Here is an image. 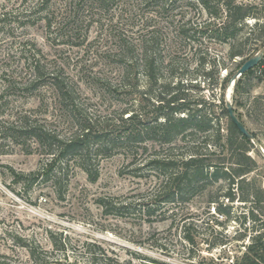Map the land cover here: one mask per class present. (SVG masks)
Instances as JSON below:
<instances>
[{
	"label": "rangeland",
	"instance_id": "obj_1",
	"mask_svg": "<svg viewBox=\"0 0 264 264\" xmlns=\"http://www.w3.org/2000/svg\"><path fill=\"white\" fill-rule=\"evenodd\" d=\"M39 2L0 0V19H4L0 21V111H4L0 114V132L2 122L16 113H27L63 134L69 135L73 130L65 112L53 103L49 88L43 91L44 105L23 90L22 82L33 75L28 63L34 57L42 58L45 72L62 73L75 82L79 100L93 120L107 117L118 121L124 108L141 105L139 93H125L121 87L114 92L115 86L123 84L126 60L121 57V50L129 44L135 54L140 53L141 35L152 30L158 65L155 105L160 104L159 97L170 96L162 92L170 91L181 81L189 99L196 103L202 99L214 102L213 117H220L219 77L228 75L240 59L229 60V45L210 38L202 28L209 16L200 5L178 0L169 2L164 10L162 2H156L155 12L150 13H155V27L144 29L140 15L153 9H145L142 0H114L105 8L84 11L74 18L70 0H52L46 11L41 9L31 16V9L38 10ZM47 11L53 22L51 30L44 19ZM256 21L250 20L251 26ZM181 28L186 30L185 35ZM253 37L246 49L257 46ZM262 50L264 46L255 54ZM137 58L133 75L139 78L140 88L146 90L143 58ZM214 61H225L228 68L217 67L208 81L206 72ZM8 78L17 81L16 93L6 92ZM261 78L264 80L263 65L253 74L256 85L251 94L238 95L242 105L233 100V95L231 101L247 126L258 134L260 143L256 141V147L261 145L264 150V109L260 114L253 107L254 98L264 95V83L258 81ZM162 84L170 85L164 88ZM229 87L230 83L226 100ZM261 102L264 104V99ZM246 108L254 112L252 118L246 116ZM178 140L176 144L182 145ZM166 148L161 147L156 136L155 143L149 142L148 150L140 149L136 155L122 147L101 152L98 179L92 181L72 163L56 188L46 176L33 183L16 176L36 171L48 162V156L34 140L25 146L0 136V264H33L29 250L52 264H67L66 257L78 264H233L263 223L245 220L242 214L252 205L238 198L228 201L224 196L228 191L225 181L209 188L216 192L218 200L211 207L229 205V220L209 209L211 202L206 192L162 205L151 216L138 204L144 200L154 202L153 207L162 198L163 194L157 191L162 188L164 174L140 166L149 157L165 154ZM175 152L181 154L183 150L177 148ZM261 154L264 156L262 151ZM251 155L259 166L248 177L264 186V160L255 151ZM102 199L113 201L112 214L105 212ZM185 217L189 218L187 227L200 235L195 244L184 238ZM244 234L249 235L242 239Z\"/></svg>",
	"mask_w": 264,
	"mask_h": 264
},
{
	"label": "trees",
	"instance_id": "obj_2",
	"mask_svg": "<svg viewBox=\"0 0 264 264\" xmlns=\"http://www.w3.org/2000/svg\"><path fill=\"white\" fill-rule=\"evenodd\" d=\"M52 0H40L35 10L31 9L30 15L33 16L49 8ZM73 1V18L79 17L81 12H89L97 7L105 8L111 5L114 0H70ZM162 2L163 9L166 5L175 3L178 0H142L145 9L152 8L151 12H143L141 23L144 29L155 27V3ZM181 1V0H180ZM192 5H200L209 16L202 27L209 37L223 44L229 45L228 59L235 61V68L228 75L219 77L221 98V115L213 117L214 102L200 100L196 103L189 99L188 94L184 93L182 82H177L170 91L162 92L170 96L159 97L160 104L155 105V85L158 83L156 76L157 58L155 57V30L152 33L142 34L140 37V53L135 54V48L129 44L121 50V57L126 60L123 68L122 83L128 82L123 86H115V91L119 87L125 89L126 93H139L141 105L132 104L124 108L118 117V121L101 117L93 120V117L84 108V104L79 100L77 85L73 80L65 77L62 73L45 72V65L42 58L34 57L28 63L32 76L23 81L22 88L30 95L38 97L40 105L46 104L43 91L49 88L54 95L53 103L65 112V118L72 127L70 134H63L52 128L47 122H40L27 113L13 114L9 119L2 122V132L0 136L11 139L16 143L28 145L34 140L44 150L48 156L44 165L38 170L29 174H16L18 179H27L30 183L35 182L42 176L51 179L57 188L60 178L64 175V170L71 164L76 163L84 170L92 181L99 177V156L101 152H111L119 147L127 152L138 154L140 149L148 150L149 142L155 143V137L160 138L161 147H167L165 154L149 157L141 169H150L163 173L161 190L157 191L162 195L161 199L153 203L140 201L138 204L144 212L151 216L155 210L163 208L162 205L174 203L180 200H188L199 193H207L210 197L209 209H214V213L225 216L229 220L232 215L230 206L225 203L212 206L216 203V192L209 187L220 181H225L228 191L225 197L228 201L234 202L237 198L252 205L242 215L245 220L250 218L254 222L261 221L262 227L257 230L255 235H251L250 240L245 244V250L237 257L233 264H264V186L257 183L256 179H249V175L258 169L257 160L251 155L255 151L263 160L264 156L256 147V144L247 138L237 125L232 121L228 108L225 92L227 84L239 68L253 55L259 47L264 46V0H183ZM41 7L43 8H39ZM160 5V4H159ZM158 5V6H159ZM48 12V11H47ZM45 14L46 27L52 29L53 22ZM5 19L6 14L3 16ZM41 19V18H39ZM256 19L251 26L250 20ZM4 19H0L2 21ZM184 29V28H183ZM180 29L184 35L186 30ZM255 48L245 47L254 38ZM40 54V51L37 50ZM141 56L143 61L144 74L147 79L146 90L140 88L139 78L133 75L135 67L138 66V58ZM137 60V61H136ZM212 62V61H210ZM202 62V65H205ZM264 66V59L253 69L245 73L238 81L233 94V100L242 105L237 100L242 92L251 94L254 86L253 74L257 68ZM227 69L225 61L222 64L214 61L206 72V79L211 81L216 68ZM129 81H133L132 83ZM259 82L264 80L259 79ZM17 81L12 78L6 80V92H17ZM170 85V84H169ZM169 85L162 84L164 88ZM109 87V86H108ZM127 89H126V88ZM113 86L109 89L112 90ZM2 95V100L5 94ZM264 95L254 98V108L256 113L262 114L264 104L261 100ZM6 102H4L5 104ZM137 106V108H136ZM234 106V102H233ZM246 107V106H245ZM238 118L245 124L256 141L260 143L259 136L250 129L244 121L242 114L236 108ZM4 111H0L2 114ZM155 112L157 115L155 116ZM253 111L246 108V116L252 118ZM129 114V115H128ZM179 114H184L180 116ZM125 115H128L125 117ZM216 119V120H214ZM223 119V122L221 121ZM181 138L180 140H178ZM183 144L178 145L176 141ZM183 150L181 154H175V150ZM44 178V177H43ZM30 179V180H29ZM26 181V180H25ZM205 193V194H206ZM157 197V196H156ZM155 199V194L153 195ZM159 198V197H158ZM100 204L108 214H112L115 209L113 201L100 200ZM132 204V203H131ZM156 207V208H155ZM210 211V210H209ZM211 212V211H210ZM215 214H211L215 216ZM193 214L190 215V217ZM189 218L185 217L184 238L190 244L197 243L200 236L191 227H187ZM221 223V222H217ZM249 235V234H248ZM244 234L242 239H245ZM33 264H52L50 260H45L37 255L34 250H29ZM67 264H78L70 262L66 257Z\"/></svg>",
	"mask_w": 264,
	"mask_h": 264
},
{
	"label": "water",
	"instance_id": "obj_3",
	"mask_svg": "<svg viewBox=\"0 0 264 264\" xmlns=\"http://www.w3.org/2000/svg\"><path fill=\"white\" fill-rule=\"evenodd\" d=\"M264 59V50L257 52L255 55H253L251 58H249L242 66L237 70V72L234 74L230 81V87H229V94L227 99V108L230 114V117L232 121L237 125V127L240 129V131L247 136L248 139L252 140L256 144V140L249 132L245 124L238 118L237 113L235 111V107L233 106V102L231 101V97L235 92V87L237 84V81L248 71L255 68L262 60ZM257 147L264 153L263 148L261 145H257Z\"/></svg>",
	"mask_w": 264,
	"mask_h": 264
}]
</instances>
